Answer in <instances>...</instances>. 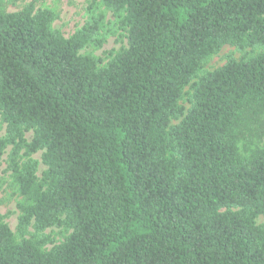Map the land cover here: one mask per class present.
<instances>
[{
    "label": "trees",
    "instance_id": "1",
    "mask_svg": "<svg viewBox=\"0 0 264 264\" xmlns=\"http://www.w3.org/2000/svg\"><path fill=\"white\" fill-rule=\"evenodd\" d=\"M16 1L0 0V190L19 212L16 232L0 215V264H264V0H91L69 38ZM118 31L106 63L81 53ZM226 46L240 57L204 71Z\"/></svg>",
    "mask_w": 264,
    "mask_h": 264
},
{
    "label": "rangeland",
    "instance_id": "2",
    "mask_svg": "<svg viewBox=\"0 0 264 264\" xmlns=\"http://www.w3.org/2000/svg\"><path fill=\"white\" fill-rule=\"evenodd\" d=\"M30 2H34L35 9H50L55 13L56 19L52 26L59 30L65 38H69L73 35L89 18L87 9L91 0H17L15 3H7L6 10L8 12H15ZM106 17V22L113 20L109 14ZM126 46L127 40L124 33L118 31L109 34L105 38L101 47L97 48L96 46L91 45L81 51V53L92 54L95 57H98L103 63H106L112 55L122 47ZM240 55L241 54L236 51L235 48L226 46L217 55L210 59L205 65L204 71H213L216 68L223 66L227 62L229 56L237 59ZM181 103L184 104L186 108L188 107L184 101H181ZM3 134L4 125L0 123V138ZM26 137L30 139L31 133H28ZM7 154L8 150L0 159V177L4 180H6L8 175V173H5L7 167ZM33 158L39 163L37 175L40 177L41 172L44 170V166L41 164V153L35 154ZM16 198L17 197L9 190V188H7L6 185L0 190V215L12 232H16L19 215L16 207ZM257 224H264V217L257 218ZM45 234L51 236L52 243L46 247L47 249H50L54 245L61 243L67 235V232L63 228H54L47 230Z\"/></svg>",
    "mask_w": 264,
    "mask_h": 264
}]
</instances>
